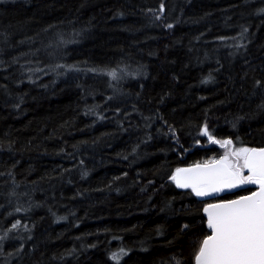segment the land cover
I'll return each instance as SVG.
<instances>
[{"label": "trees", "instance_id": "16d2710c", "mask_svg": "<svg viewBox=\"0 0 264 264\" xmlns=\"http://www.w3.org/2000/svg\"><path fill=\"white\" fill-rule=\"evenodd\" d=\"M218 140L264 147V0H0V264H195Z\"/></svg>", "mask_w": 264, "mask_h": 264}, {"label": "snow or ice", "instance_id": "6c2138e0", "mask_svg": "<svg viewBox=\"0 0 264 264\" xmlns=\"http://www.w3.org/2000/svg\"><path fill=\"white\" fill-rule=\"evenodd\" d=\"M222 143L228 146L232 141ZM231 155L236 157L235 163L226 155L195 168L178 169L173 177L180 187H190L198 196L238 184L259 185V191L250 196L205 209L213 232L202 241L197 264H264V148H243ZM244 169H248V176H244Z\"/></svg>", "mask_w": 264, "mask_h": 264}, {"label": "water", "instance_id": "95a60500", "mask_svg": "<svg viewBox=\"0 0 264 264\" xmlns=\"http://www.w3.org/2000/svg\"><path fill=\"white\" fill-rule=\"evenodd\" d=\"M261 148H264V147H256V148H253V149H261ZM206 162H199V163H195V164H192V165H188V166H185V167H181L180 169H191V168H195V166L196 165H204ZM248 170V169H247ZM177 175V171L175 172V175L174 176H176ZM176 182V181H175ZM176 185L178 186V187H180L178 184H177V182H176ZM254 186H256L257 188H256V190H254L253 192H257V191H259V185L258 184H253ZM180 188H183V187H180ZM240 188V184H238L237 186H235V187H232V188H223L221 191H217V192H209V194L208 195H205V196H198L197 194H196V192L192 189V188H184V189H192L193 191H194V193H195V195L196 196H198L200 199H204V198H209V197H214V196H219V195H223V194H226V193H229V192H233V191H236V190H238ZM253 192H251V193H249V194H246V195H242V196H239V197H236V198H233V199H228V200H219V201H214V202H210V203H208L206 206H205V208H204V214H205V217H206V219H207V227H208V212H206L205 211V209L206 208H208V206L209 205H213V204H222V203H227V202H229V201H234V200H239L240 198H242V197H246V196H250V195H252V193ZM209 228V227H208ZM209 230H210V234L208 235V236H210V235H212V232H213V230L211 229V228H209ZM207 236V237H208ZM206 237V238H207ZM205 238V239H206ZM199 254V253H198ZM197 254V255H198ZM195 264H197V262H196V258H195Z\"/></svg>", "mask_w": 264, "mask_h": 264}, {"label": "rangeland", "instance_id": "374dc122", "mask_svg": "<svg viewBox=\"0 0 264 264\" xmlns=\"http://www.w3.org/2000/svg\"><path fill=\"white\" fill-rule=\"evenodd\" d=\"M2 1V0H1ZM204 133L205 134H207L206 132H205V129H204ZM208 135V134H207ZM208 140H211L210 138H208ZM213 141V140H212ZM218 141H220L221 143H217L218 144V146H220V148H222L223 149V154L221 155V156H219V157H215V158H213V161L214 160H220L221 158H223L224 156H229V159L233 162V163H235L236 162V157L235 156H233V155H231L233 152H236V151H238L239 149H243V148H247V149H252V148H248V147H239V148H236L234 145H228V146H224L223 145V141H225V140H218ZM240 164L242 165L243 164V158H241L240 159ZM243 174H244V176H248L250 173H249V171L247 170V169H244L243 170ZM175 175V174H174ZM241 185H243V184H241ZM250 185V184H249Z\"/></svg>", "mask_w": 264, "mask_h": 264}, {"label": "flooded vegetation", "instance_id": "af4514ba", "mask_svg": "<svg viewBox=\"0 0 264 264\" xmlns=\"http://www.w3.org/2000/svg\"><path fill=\"white\" fill-rule=\"evenodd\" d=\"M247 185H249V184H243V185H240V187H242V186H247ZM250 185L254 186L253 184H250ZM254 187H255V189H256V186H254Z\"/></svg>", "mask_w": 264, "mask_h": 264}]
</instances>
